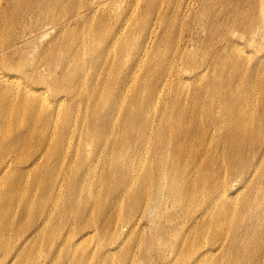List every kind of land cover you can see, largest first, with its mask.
<instances>
[{
    "label": "rangeland",
    "instance_id": "374dc122",
    "mask_svg": "<svg viewBox=\"0 0 264 264\" xmlns=\"http://www.w3.org/2000/svg\"><path fill=\"white\" fill-rule=\"evenodd\" d=\"M252 2L0 0V197H47L31 255L5 262L14 226L0 232L1 264H264ZM227 80L252 103L244 161L223 154L227 129L209 114ZM172 116L176 154L155 139ZM75 191L83 208L67 219Z\"/></svg>",
    "mask_w": 264,
    "mask_h": 264
},
{
    "label": "bare ground",
    "instance_id": "6f19581e",
    "mask_svg": "<svg viewBox=\"0 0 264 264\" xmlns=\"http://www.w3.org/2000/svg\"><path fill=\"white\" fill-rule=\"evenodd\" d=\"M38 1L42 3L44 7L47 6V0ZM245 20L249 22L250 32L255 37H264V0H253L252 14ZM244 24L246 25V23ZM259 47L263 49V51L259 54L260 60L258 61V67L262 71L261 75H263L261 78L262 81L264 78V41ZM5 76L7 78H11V75L5 74ZM227 84L228 86H230V90L225 92L224 96L222 97L223 105L222 103L221 105L223 106V109L221 108L219 113L209 114L213 115V122L217 121L227 129V138L223 141V154L227 158H231L233 161H244L246 155L245 147L248 145V143H245V136L251 124L250 117L252 111H250V109L252 103L250 102L248 95H246V98H244L245 92L242 87L239 86L238 88H234L233 84H231L229 80H227ZM260 88L261 91H258L259 99L257 100V102H259L260 104H264V80ZM24 104L31 110L35 109L34 103L32 102V99L30 97L25 98ZM226 109L230 110V113H228ZM171 121L175 125V129H171V131L168 130L166 134H164V131L157 129L155 134L157 138L155 139L160 150H163V146H172V151L176 154L177 149H180V143L177 144V141H179L177 137L181 132V130L178 129L182 124V120L180 118L172 116ZM158 139L160 143L158 142ZM25 145H28V143H23V146ZM163 170L165 172L170 171V169L166 166H164ZM13 181L10 187L12 190H15L19 187L21 181ZM44 189L47 190V180ZM77 193V191L74 192L73 196L70 197L68 204L65 207V217L67 219H77L80 210L83 208V205L79 202V196H75ZM0 202V214L2 215V219L0 221V232H3V230L7 231L8 229H13L14 226H16L18 232H21L18 239H9V242H11V250L10 253L5 256V262L11 261V258L9 256H11L12 254L15 258V261H17L18 257L20 261L24 258V256L26 257L27 254L29 256L31 255L30 250H27V248L30 246V244H32V241L34 239L41 237L44 230L46 229L47 215L46 213L42 214V216L39 215L42 209H44L45 211V203L47 202V197L45 196L43 201L37 202L36 204H31V196L27 193L23 195V198L20 201L18 198H12L8 195L2 194L0 197ZM27 211L30 215L29 218L35 219L36 217H38V222L35 225L26 228L27 221H23V215H26ZM102 211H104L105 216L107 214L112 215L107 209ZM13 214L17 215V217H15L14 219H10L9 217H11ZM106 221H109V219ZM6 239L7 237L2 236L0 233V242ZM28 243L30 244L27 245ZM32 247L34 246L32 245L31 248ZM31 251L35 254L36 248L34 247Z\"/></svg>",
    "mask_w": 264,
    "mask_h": 264
}]
</instances>
